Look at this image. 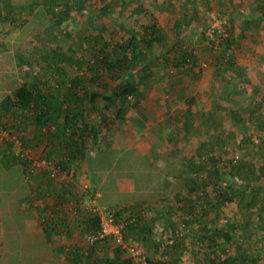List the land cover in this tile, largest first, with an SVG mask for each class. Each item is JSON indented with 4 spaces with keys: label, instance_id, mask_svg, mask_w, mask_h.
I'll return each instance as SVG.
<instances>
[{
    "label": "trees",
    "instance_id": "1",
    "mask_svg": "<svg viewBox=\"0 0 264 264\" xmlns=\"http://www.w3.org/2000/svg\"><path fill=\"white\" fill-rule=\"evenodd\" d=\"M35 1L42 2V8L50 18L60 20L67 18L72 6L80 4L82 0ZM159 1V4L164 2ZM100 2L89 0L88 5L91 9H97ZM129 2L134 7L140 0ZM258 3L259 9L255 16L264 19V0H258ZM110 4L111 0L98 14L107 15V6ZM77 9L82 11L81 7ZM132 10L131 12H137ZM8 13L9 10L4 15L0 13V19L10 17L11 14ZM86 24L88 36L104 39L99 46L89 49L88 59L82 60L73 53H62L58 63L48 59L47 69L39 79L22 81L0 103V131L6 130L22 139L21 131L30 126L37 127L38 132L45 135L43 157L39 160L51 161L55 167L66 172L71 180L80 172L79 166L89 145L97 141L99 131L94 123L97 112H100L102 120L110 115L120 120L125 109L119 103L123 104L130 94L137 92L136 83L126 79L124 75L131 69L146 64L153 51L160 49H164V53H175L177 57L179 55L181 61L187 57L193 58L192 49L182 42H166L165 30L152 15L143 25L142 33L131 34L113 43L102 31H98L92 13L87 16ZM224 27L226 35L217 45L219 48L223 47L221 50L229 55L232 54L231 44L234 42L233 20L226 18ZM214 37L220 36L214 32ZM209 43L212 47L215 45L213 40ZM176 56L165 61H176ZM82 63L89 71V77L83 75L85 71L66 76L64 64L81 68ZM19 64L25 63L19 61ZM115 77L119 83L108 92V80H116ZM93 82L101 86L99 91L89 92L88 85ZM98 98L101 103L98 110L87 106V103H96ZM256 102L257 105H251L245 115L232 107L216 105L214 109V115L231 120L236 128L241 127L240 154L235 159L232 158L224 168L215 166L221 159L225 143L222 136L218 140L213 139L207 152L199 149L196 156L184 159V180L180 181V188L172 195L152 202L143 199L122 206L106 207L116 220L126 221L122 239L126 244L134 241L140 246L145 255V264H182V256L187 250L186 238L190 239L192 249L196 244L197 254L201 251L203 255L197 264H264V232H259L252 226L254 219L262 221L264 217V204L257 205L253 201V197L260 196L262 184L255 183L250 178V175L257 174L259 180L264 179V161L257 162L261 156L260 151L264 149V93L257 94ZM251 126L254 127V132L250 133ZM27 142L31 141L27 138L21 141L24 146H27ZM248 144L252 145L251 148ZM21 155L14 154L12 145L8 143L0 160L4 164L7 158H11L13 163L26 172L30 168L31 158ZM34 172L38 174L37 177L40 175V180L53 184L54 188L55 183L65 187L62 190L57 188V195L53 192L45 203L48 207L47 210L44 207L47 215H42L41 224L49 235L67 232L70 238L76 232L77 246H73L63 257L69 264H133V258L122 244H117L113 235L88 243V236H94L99 230L101 217L85 204L90 197L87 190L80 189L71 180L58 181L56 174H51L49 170L37 169ZM37 193L43 197L38 190ZM237 198H247L245 208L250 218L247 217L245 222L237 221L232 216L226 217L225 221L221 220V216H226L225 204ZM160 220L164 236L152 242L153 254H146V245L152 239L155 224ZM255 233L260 234L259 238L255 237Z\"/></svg>",
    "mask_w": 264,
    "mask_h": 264
},
{
    "label": "crops",
    "instance_id": "2",
    "mask_svg": "<svg viewBox=\"0 0 264 264\" xmlns=\"http://www.w3.org/2000/svg\"><path fill=\"white\" fill-rule=\"evenodd\" d=\"M175 2L180 3L181 1L164 0L162 4L155 7L152 13L156 15L161 13L162 18L157 19L165 31L169 27L174 31L172 33L173 40L168 38L166 42L168 44L175 41L182 42L192 49L193 58L187 57L181 61L179 55L177 57L175 53L172 55L164 53V49H160L151 55L146 64H142L141 67L137 66L125 75L123 74L126 79L136 83L137 92L130 94L123 104L119 103V106L125 109L120 120L112 115L106 120H102L100 112H97L94 120L99 131L97 141L89 145L84 159L81 160L80 172L76 178L71 180L79 187L78 183L84 184L90 172L94 173L95 179L89 185H92L95 192L99 193L98 200L106 207L122 206L143 200L138 194L140 191L138 185H134L136 184L134 180V184L126 185L128 176L123 179L120 178V175L117 177L119 173L124 175L129 170L131 172L135 159L150 160L155 157L159 159V156L174 158L175 153L182 148L190 151L189 155L191 154V156H196L199 149L207 152L208 145L213 142L210 132L214 121L217 120L214 115L216 105L239 109L241 106L237 105L235 96L249 92L255 95L264 93V77H261V74L264 73V55H262L264 53V37L261 35V31L264 29V19L255 16L256 10L259 9L258 0H193V2L190 0V2H182V5H175ZM174 6H178V10H173ZM218 7L222 13L226 14L227 18L233 20L234 42L231 44L232 54L229 55L224 50L218 53L219 46L212 47L209 41L213 39L206 34L210 23L208 11L212 9L214 11V8L218 9ZM162 12L169 13L171 17L162 15ZM173 12L175 13L172 15ZM166 21L169 22V26L165 24ZM236 30H245L249 34L251 30H254V37H251L250 34L248 35L249 39L237 38ZM247 43L254 45L256 53H248L251 46H247ZM241 47L246 53H236ZM222 48L220 47V49ZM173 51L175 52V49ZM174 55L178 58L176 61L170 59L168 62L165 61ZM75 68V72H83L79 70V66ZM83 75L89 77L90 73L87 71ZM66 76L69 77L67 71ZM140 77L141 80H139ZM115 78L116 80H108V92L115 84L119 83L118 78ZM0 82V87H2L1 103L12 91L6 94L5 86L2 84L4 80ZM100 87L96 82H93L88 85V90L96 92ZM100 104L98 98L96 103H87V106L89 108L96 107L98 110ZM102 115L104 116V114ZM29 133V141L34 143L42 141L41 143L45 145V135L38 132L37 127L30 126ZM129 152L138 153L128 155ZM115 154L118 155L114 156ZM119 155H121L120 162L117 158ZM177 156L179 157L178 162L184 157L182 153ZM113 158H116L119 164H114ZM174 163L178 165L175 160ZM4 167L8 168L10 165ZM179 170L177 168L176 172ZM55 185L56 188L52 184L50 190H46L47 192L43 196L45 199L38 198L37 190L42 191V188L35 186L31 189L29 186V190H33L30 206H38V202H48L53 192H56L57 195V188L59 190L65 188L59 183H55ZM159 199L156 198L154 201ZM44 207L47 210L48 207L45 204L42 208L44 209ZM37 217L36 226L43 220H39ZM41 226L43 227L42 231L38 230L37 226L35 229L38 232L35 233L37 237L44 236L47 239L49 232L46 233L44 226L42 224ZM73 228L76 230L74 226ZM56 234L54 233V236H57ZM52 237L53 234L49 235L48 242L52 241ZM58 237L56 242H49L46 245L50 253L60 252L63 256L78 244L76 232H73L70 238L67 232L58 234Z\"/></svg>",
    "mask_w": 264,
    "mask_h": 264
},
{
    "label": "rangeland",
    "instance_id": "3",
    "mask_svg": "<svg viewBox=\"0 0 264 264\" xmlns=\"http://www.w3.org/2000/svg\"><path fill=\"white\" fill-rule=\"evenodd\" d=\"M88 1L89 0H82L80 4H74L67 18L56 20L47 15L45 9L42 8V2L35 0H0L1 15L6 14L8 10L10 11L8 15L11 14V18L8 17L5 20L0 19V81L4 80L2 84L5 86L4 91L6 94L18 87L22 81L39 79L47 69L46 61L51 59L53 63H58V59L62 53H73L76 57H81L82 60L88 59L90 57L89 49L93 46H99L104 40L102 38L94 39L92 35H87L88 32H86V30L88 26L86 21L90 13H92L96 21V27L99 29L98 31H102L108 40H112V43L114 41H121L131 34H140L143 24L146 23L151 15L156 19L162 18L161 13H157V15L152 13L155 7L160 5L159 0H140L134 7L130 4L129 0H111L110 6H107L109 7L108 14L104 16L98 13L109 0H100L101 2L98 3L97 9H91L88 5ZM191 1L193 2V0ZM182 2L184 3L183 0L180 3L175 2V5H182ZM78 7H81L82 11H79L77 9ZM172 8L175 11L178 10V6ZM216 8H214V11H212L213 9L208 11L209 19L211 13L226 19V14L222 13L219 7L218 9ZM132 9L137 12H131L133 11ZM174 13L175 12H173L172 15ZM162 15L171 17L167 12H164ZM165 24L169 26L168 21H166ZM169 28L165 31L166 39L173 38L172 33L174 31ZM235 32L237 38L244 37V39H249L248 35L251 34V37H254L253 33L255 31L251 30L250 34L246 33L245 30H236ZM261 33L264 37V29ZM212 39L215 45L221 40L214 37V35ZM251 41L254 42L252 39ZM247 46H251L248 53H256V51H254V45H248L247 43ZM220 51L221 49L219 48L218 53ZM153 53L156 52L153 51ZM236 53L246 52L241 47ZM262 55H264V53H262ZM19 61H24L25 64L20 65ZM260 64L262 65V63ZM63 68L69 73V76L76 71L74 66L68 64H64ZM79 70L88 71L83 63L81 64V68L79 67ZM261 77H264V73L261 74ZM1 96L2 87H0V99ZM234 99H236L237 105L239 104V106H241L238 109L239 112H242L244 115L251 105H257V103L261 101L259 100L256 102L257 95L250 92L235 96ZM216 117L217 120L214 121L211 127V138L218 140L219 137L223 136L225 138V143L221 150V159L215 166L224 168L232 158L235 159L236 156H239L242 133L241 127L236 128L231 120L222 116L218 117V114H216ZM253 128L252 126L250 127V133L254 132ZM29 132L30 127H27L26 130L21 131L22 139H18L17 136L9 134L6 130L0 131V155L3 153L7 144L10 143L14 154H22V157H26L27 159L31 158V161H39V159L43 157L42 148L44 144L41 143L42 141H38L37 143L27 142V146L21 143V141H25V138L28 139L30 137ZM248 146L251 148L252 145L248 144ZM189 152L190 151L187 149L182 148L179 152L175 153V159L172 157L164 158V156H159V159L156 157L150 158V160L143 158H139L138 160L135 159L133 162V170L135 171L132 170L130 172L129 170V172L124 175L119 173L117 177L120 175V178L123 179L128 176L126 178V185L133 183L134 180L136 184H133L138 185V190L140 191H138V194L140 198L148 200L149 202L154 201L156 198L161 199L163 196L172 195L180 188V181L184 180L182 174L184 159L185 157L191 156ZM131 153L137 154L138 152H129L128 155ZM178 153H182L184 156L179 162L177 160L179 158L177 156L179 155ZM146 154H148L147 151ZM260 155L257 162L263 163L264 149L260 151ZM120 157L121 155L117 157L119 158V162L121 161ZM113 160L115 162L114 164H119L116 158H113ZM174 160L177 161L178 165H175ZM8 163L10 167H4L5 164ZM29 167L30 168L24 172L18 164L11 161V158H7L4 164L0 160V264H69L65 258H62L64 254L61 256L60 252L50 253V250H47L48 247L46 245L49 242L54 243L59 239L58 233L56 234L57 236L53 234L51 238L52 241L49 242V234L47 235V239H45L44 236L37 237L35 233L36 231L38 232V230L42 231L43 227L40 222L37 225L38 230L35 229L37 227L36 217L38 216L37 218H39V220L42 219V215L46 212L42 208L45 203L38 202V206H30L33 190H29V186H31V189L35 186L42 188L45 191L43 192V190H40L39 192L44 196V194L50 190L51 185L40 180V175L37 177L38 174L34 172L37 169L32 171L31 164ZM177 168L180 169L179 172H176ZM250 178L251 181L255 183L260 182L262 184L260 196L257 198L253 197V201L257 205L264 204V179L259 180L257 174L250 175ZM93 179H95V175L90 172L88 179L84 183V187L88 186V193L95 192V188L89 185ZM78 184L79 187H82L83 183L81 182ZM83 190H85V188H83ZM247 195L249 196V194ZM38 198L45 199L40 195ZM246 199L247 198H237L233 202L226 203V216L223 215L220 219L225 221L226 217L232 216L237 221L245 222L247 217L250 218L245 208V206H247ZM101 203L102 202L98 200V204L102 205ZM252 226L259 232H264V217L262 221L254 219ZM163 231V223L162 220H160L155 224L154 231L152 232V239H150L146 245V254H153L151 252L152 242L158 241L157 239H162L160 237L164 236ZM259 236L260 234L255 233V237L259 238ZM138 243L141 244V241L138 240ZM185 245L187 250L182 256L181 263H199L203 255L201 251L200 254H197L199 252L196 251V244L195 248L192 249L190 239L186 238Z\"/></svg>",
    "mask_w": 264,
    "mask_h": 264
},
{
    "label": "built area",
    "instance_id": "4",
    "mask_svg": "<svg viewBox=\"0 0 264 264\" xmlns=\"http://www.w3.org/2000/svg\"><path fill=\"white\" fill-rule=\"evenodd\" d=\"M211 23L209 25L208 30L206 31V34L209 35V37L212 38L214 35V32H217L220 37L218 39L223 38L226 35L225 27L226 19H223L219 15H214L213 13L210 14ZM31 168L32 169H46L51 171V174H56V177L58 178V181H67L71 180V177L64 171H62L60 168L55 167L51 161L47 160H39V161H31ZM85 184L82 185V189L85 188L87 190V187H84ZM89 198L85 201V204L87 207L91 208L92 210L97 211L100 214L101 217V223L100 228L97 231V233L94 236H88V243H92L94 240L102 239L105 236L113 235L117 244H122L126 250L127 253L133 258V264H145L146 259L145 255L140 248V246L135 243L134 241L130 244L124 243L122 239V231L125 227V220H116L113 213H108L110 211H107L106 206L98 204L99 199V193L94 192L93 194L88 193Z\"/></svg>",
    "mask_w": 264,
    "mask_h": 264
}]
</instances>
